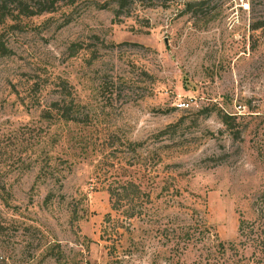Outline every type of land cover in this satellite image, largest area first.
Wrapping results in <instances>:
<instances>
[{"label":"rangeland","instance_id":"374dc122","mask_svg":"<svg viewBox=\"0 0 264 264\" xmlns=\"http://www.w3.org/2000/svg\"><path fill=\"white\" fill-rule=\"evenodd\" d=\"M79 1L0 22V264H264V0Z\"/></svg>","mask_w":264,"mask_h":264},{"label":"trees","instance_id":"16d2710c","mask_svg":"<svg viewBox=\"0 0 264 264\" xmlns=\"http://www.w3.org/2000/svg\"><path fill=\"white\" fill-rule=\"evenodd\" d=\"M78 0H0V22H6L8 20H17L22 16H31L35 14H41L43 12L55 11L58 8L70 6L80 3ZM96 1V0H91ZM114 13L119 15L121 9L127 4L128 0H114ZM208 0H186V11H192V13L198 11L204 6ZM98 3V2H97ZM251 3V1H250ZM99 7L108 6V0L98 3ZM194 11V12H193ZM250 22H264V16L254 17L251 16ZM261 24L253 25V28L260 27ZM5 41L0 38V54H5L9 51ZM54 107L60 109L59 101H55ZM69 108L67 106L62 107V113L65 115ZM229 114H223V121L228 123ZM108 191L110 194L111 205L115 209H119L120 206H126V215L132 217L141 212L137 199L142 193L141 186L133 179H125L116 182L115 184L108 185ZM146 193V192H145ZM148 195V194H146ZM136 207L138 210H136ZM242 222L239 223V232L242 231Z\"/></svg>","mask_w":264,"mask_h":264},{"label":"built area","instance_id":"2783aa9c","mask_svg":"<svg viewBox=\"0 0 264 264\" xmlns=\"http://www.w3.org/2000/svg\"><path fill=\"white\" fill-rule=\"evenodd\" d=\"M185 103H186L185 101H181V102L179 103V105L182 106V105H185Z\"/></svg>","mask_w":264,"mask_h":264}]
</instances>
